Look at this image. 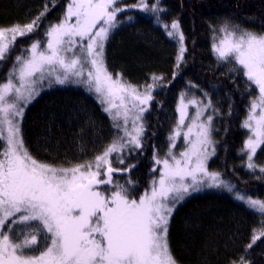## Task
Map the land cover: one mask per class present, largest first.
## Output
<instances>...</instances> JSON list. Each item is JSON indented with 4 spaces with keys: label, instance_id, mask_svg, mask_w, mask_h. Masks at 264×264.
<instances>
[{
    "label": "snow or ice",
    "instance_id": "obj_1",
    "mask_svg": "<svg viewBox=\"0 0 264 264\" xmlns=\"http://www.w3.org/2000/svg\"><path fill=\"white\" fill-rule=\"evenodd\" d=\"M158 4L159 0L152 4L138 0L131 7L158 13L162 11ZM127 7L121 0H67L59 22L46 27V40L34 39L30 47L21 46L0 81V264H179L169 242L174 211L205 184L233 190L220 173L208 169L216 149L214 116L205 118V113L218 110L211 100L186 99V94L179 98V119L169 136L166 157L154 156L159 170L149 188L133 195L125 185L114 182V173L129 169L114 167L113 162L124 164L125 151L143 147L144 113L154 88L149 84L141 92L121 74L114 78L106 66L105 44L117 26L118 14ZM44 8L31 22L0 27V62L7 60L18 38L40 27L41 18L50 10L47 3ZM163 27L177 42L179 68L187 51L180 22L173 20ZM219 31L223 35L213 43V52L231 71L246 78V90L253 94L242 124L250 135L241 154H246L247 167L255 170L254 157L264 146V31L228 24ZM72 78L96 94L117 132L92 160L60 166L29 150L21 124L25 108L40 95L46 79L51 86L53 79L63 85ZM161 79L152 76L153 81ZM189 107L195 112L184 131ZM181 136L187 148L177 156L171 149ZM259 170L264 173V167ZM235 198L245 200L238 192ZM246 202L261 214V230L254 229L245 252L264 237V201L247 198ZM232 264L249 262L241 256Z\"/></svg>",
    "mask_w": 264,
    "mask_h": 264
},
{
    "label": "trees",
    "instance_id": "obj_2",
    "mask_svg": "<svg viewBox=\"0 0 264 264\" xmlns=\"http://www.w3.org/2000/svg\"><path fill=\"white\" fill-rule=\"evenodd\" d=\"M147 2L152 4L156 0ZM45 3L50 10L41 18L40 27L18 38L7 60L0 62V81L11 69L21 46L30 47L34 39L46 40V27L59 22L67 3V0H0V27L5 28L31 22L45 11ZM158 7L162 9L158 13L122 12L106 43L105 63L113 75L121 74L126 82L143 92L146 85H154L153 100L144 118L143 147L127 152L124 164L113 162L114 167L129 169L124 174H113L114 182L125 185L133 195L149 188L158 174L154 156L166 157L169 136L176 126L179 94L200 89L218 110L213 113L212 132L216 152L208 168L220 173L234 187L229 192L223 187L203 186L202 192L180 204L169 224L171 250L179 264H232L241 256L249 264H264V237L245 252L254 229L261 230V214L250 208L246 200L264 201V173L257 167L249 169L246 155L241 154L248 136L242 124L247 119L253 94L246 90V78L231 71L212 50L214 36L225 24L264 31V0H159ZM173 20L180 22L187 49L179 68L177 42L163 27ZM153 74L162 79L153 81ZM98 103L90 92L75 87L71 80L43 87L39 97L25 110L21 129L26 146L39 159L60 166L92 160L117 132L113 120ZM262 157L264 148L254 158L256 165ZM237 192L245 200H237Z\"/></svg>",
    "mask_w": 264,
    "mask_h": 264
},
{
    "label": "rangeland",
    "instance_id": "obj_3",
    "mask_svg": "<svg viewBox=\"0 0 264 264\" xmlns=\"http://www.w3.org/2000/svg\"><path fill=\"white\" fill-rule=\"evenodd\" d=\"M137 3H138V0H131V1H129V0H121V4H122V5L130 6V7H127L125 11L139 10L138 7H131L132 5H136ZM64 11H65V7H64L63 13H64ZM125 11H124V12H125ZM120 14H122V12L118 14L117 20H118ZM62 15H63V14H62ZM61 18H62V16H61ZM115 29H116V28H114V29L111 30V32H110V36L113 34V32H114ZM222 35H223V33L220 32V31H218V33L215 34V36H214V39H213V41H212V45H213V43H218L219 39L222 38ZM110 36H109V38H110ZM106 43H107V42H106ZM105 47H106V44H105ZM213 53H214V52H213ZM214 55L216 56L215 53H214ZM216 57H217V56H216ZM109 72H110V71H109ZM114 78H115V75H114ZM70 80L73 81V82L75 83V87H77V88H78V86H79V87H82L84 90L90 92V94H92V95L94 96V98L98 101V99H97V97H96V94H95L94 92L90 91V90L88 89V86H87L86 84H83V83L77 81L75 78H72V79H70ZM52 83H53V84H56V83L54 82V79H53V82H52ZM58 85H59V84H58ZM44 87H46V88L49 87L48 79H46V80L44 81ZM253 87H254V86H253ZM190 88H193V87L190 86ZM79 89H80V88H79ZM138 90L141 91V92H143V91L140 90V89H138ZM199 90H200V89H199ZM199 90H198L197 88L192 89V90H189V89H188V90H186V91H182V92L179 94V96H178V100H177V104H176V115H177L176 124H177L178 119H179V113L177 112V107H178L179 98H180L181 94H186V99H190V98L195 97V98H198V99H200L201 101H204V102H207L208 100H210L209 97H208L207 95H205V93H200L201 90H200V91H199ZM38 97H39V96H38ZM38 97H36V99H37ZM36 99H35V100H36ZM35 100H33L32 103H33ZM98 102H99V101H98ZM150 103H151V102H150ZM98 104H100V102H99ZM29 105H30V104H29ZM29 105H28V106H29ZM100 105H101V104H100ZM28 106H27V107H28ZM149 106H150V104H149ZM149 106H148V109H149ZM27 107H26V108H27ZM101 107H102V109H103L104 106L101 105ZM26 108H25V110H26ZM194 112H195V109L192 108V107H189V110H188V113H189V120H186V122H185V128L183 129L184 131H186V125H187L188 123H190L191 117H192V115L194 114ZM104 113L106 114L107 117L109 116L108 113H106V112H104ZM146 113H147V112L144 113V118H145ZM209 114H213V110H212V109H209L208 112L205 113V118H206V116L209 115ZM247 114H248V112H247ZM213 116H214V115H213ZM109 117H110V116H109ZM213 120H214V118H213ZM144 125H145V120H144ZM175 127H176V126H175ZM174 129H175V128H174ZM172 133H173V132H172ZM249 135H250V133H249V131H248V136H249ZM248 136H247V138H248ZM247 138H246V140H247ZM246 140H245V141H246ZM170 144H171V141L169 140V143H168V151H169ZM186 148H187V145H186V144L184 143V141H183V136H181V137L178 138L177 141H176V148L171 149V150L173 151L174 154H176L177 156H179V153H180L181 151L185 150ZM262 148H264V146H262L260 149H258L257 152H258V151H261ZM168 151H167V152H168ZM126 153H127V151H125V153H123L122 155H125ZM256 154H257V153H256ZM245 155H246V154H245ZM212 157H213V156H212ZM212 157L209 159L208 164H209L210 160L212 159ZM164 158H165V157H164ZM254 158H255V157H254ZM154 163H155V160H154ZM263 163H264V157H262L261 162L257 165V168H260V166H261ZM246 164H247V159H246ZM120 169H123V168H120ZM208 169H209V168H208ZM158 170H159V166H158ZM209 171H210V172H214V171H211L210 169H209ZM121 173L124 174L125 171L116 172V173H114V174H121ZM157 173H158V172H157ZM204 186H207V184H205ZM107 187H111V186H107ZM207 188H208V187H207ZM213 188H214V187H213ZM204 189H205V188H203V186H202V187H201V190H200L199 192H193V193H191V195H188V196L185 197L184 201H185L186 199L190 198L191 196H193L194 194H197V193L202 192ZM251 199H252V198H251ZM184 201H183V202H184Z\"/></svg>",
    "mask_w": 264,
    "mask_h": 264
}]
</instances>
